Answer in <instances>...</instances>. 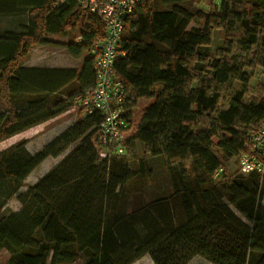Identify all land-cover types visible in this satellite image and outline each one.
I'll list each match as a JSON object with an SVG mask.
<instances>
[{"label":"trees","instance_id":"1","mask_svg":"<svg viewBox=\"0 0 264 264\" xmlns=\"http://www.w3.org/2000/svg\"><path fill=\"white\" fill-rule=\"evenodd\" d=\"M13 1L27 12L30 28L0 37L12 45L0 63V99L8 107L0 114V140L58 116L72 92L83 94L93 84L92 55L78 71L24 67L18 61L30 46L53 44L47 33L61 35L79 25L81 41L64 45L79 58L103 34L99 19L78 0ZM189 1L156 0L168 9H157L152 0L138 6L125 21L124 54L114 65L127 90L125 143L139 142L163 158L169 195L127 214L107 206L127 181L149 178L152 169L141 160L133 171L124 156L99 163L89 131L101 117L85 115L35 154L25 144L0 153V181L11 180L16 192L46 158L77 142L28 188L32 209L0 221V251L10 254L6 264H131L145 254L154 264H186L196 255L212 264H264V174H241L249 179L238 181L224 170V161L243 150L264 117V97L244 101L251 80L245 69H264V0H220L208 12L183 6ZM195 20L201 27H190ZM214 30L223 45L210 57L201 50L211 46ZM72 83L75 89L63 94L69 99L53 101ZM26 94L35 97L21 111L14 98ZM139 98L152 102L133 116ZM49 102L51 111L39 115ZM21 215L26 229L13 227L21 225Z\"/></svg>","mask_w":264,"mask_h":264},{"label":"rangeland","instance_id":"2","mask_svg":"<svg viewBox=\"0 0 264 264\" xmlns=\"http://www.w3.org/2000/svg\"><path fill=\"white\" fill-rule=\"evenodd\" d=\"M157 9H168L170 6H162L156 3V0H152ZM215 4H219L218 0H191L183 6L188 7L192 11L202 10L205 12L211 11L214 9ZM197 26L201 27V22L195 20L192 21L190 27ZM30 28V22L28 19L27 12L21 8L15 7L13 0H0V37L3 33H13L20 34L25 33ZM80 26L78 25L74 30H67L64 34L53 35L50 33L46 34V39L52 41L53 44H40L38 42L32 44L27 52V55L22 57L18 63L22 64L24 67L28 65H48L51 67L57 68H74L77 71L81 69V61L78 58L72 57L64 47V45L71 42H76L79 37ZM55 41V42H54ZM223 45L222 34L219 30H214L212 44L208 48H203L201 51L208 53L210 57L214 56L218 49ZM12 48L11 44L0 41V63L3 55ZM92 56L93 53L90 51ZM245 71L250 74V90L245 95V100L255 99L256 101L264 97V69L257 67L255 69L246 68ZM75 89V84H70L65 86L57 95H55L54 100L62 101L67 96L63 94L69 93V89ZM74 97L77 93L73 94ZM67 95V94H66ZM63 96V97H62ZM35 97L33 94H26L22 96H17L14 98V102L17 109L23 111L25 109V101ZM51 101V98L49 99ZM152 102L151 99L139 98L134 107L131 108V113L133 116L138 115L147 105ZM69 106L65 109H61L62 112L54 118H50L47 121H44L30 129H27L19 134L11 136L0 140V153L10 154L15 151V148L20 144H25V147L31 151L32 154L37 153L41 150L44 145L52 141V139L60 131L66 128L69 123L75 118L80 120L82 118L81 110L74 105L72 100L69 101ZM66 105L60 104L59 107ZM53 106L52 102H49L48 105L40 108L38 114H44L48 111H51ZM223 108H227V104L223 103ZM8 109L5 102L0 99V114H3ZM79 117V118H78ZM75 123V122H74ZM92 134L91 141H93V132L89 131ZM77 143V142H76ZM76 143L70 145L67 149L63 151L57 157H48L42 163H40L24 180L21 187L14 192V183L11 180H1L0 181V221L6 222L14 213H18L22 208L31 210L33 207V201L28 196L27 190L30 186L35 184L38 179H40L45 173L52 169L57 163H59L73 147L76 146ZM93 143V142H92ZM94 145V144H93ZM96 160L99 163L103 162V159H110L113 156H124V159L127 160L129 167L133 171H138L139 163L141 160H147L149 167L152 169V174L149 178L134 176L123 185V189H120V192L117 197V201H112L108 204L111 207L114 205L115 211L123 214L129 213L135 206L147 205L150 206L155 203L160 197L164 195H169L171 191L170 177L167 172L164 160L161 156H151L146 152L144 146L135 142L133 145H125V153L118 155H108L105 150L99 146L94 145ZM219 154V153H218ZM73 156V155H70ZM77 156V155H74ZM74 158L71 157V162H74ZM224 170L225 174L228 177L234 178L238 181H246L249 179V176H243L238 173L237 166L234 159H229L224 161ZM221 176V175H220ZM220 178V177H219ZM219 180V179H218ZM217 180V181H218ZM264 192V191H263ZM261 204L264 206V193ZM233 209V208H232ZM234 212L235 209H233ZM237 213V212H236ZM24 216L21 215L20 223L13 222V227L16 229H26L28 224L23 222ZM39 236V233L37 232ZM10 254L7 250L0 251V264H6ZM82 262L86 261V257L82 255ZM67 264H77L67 263ZM131 264H154L152 258L149 254H145L141 258L137 259Z\"/></svg>","mask_w":264,"mask_h":264},{"label":"built area","instance_id":"3","mask_svg":"<svg viewBox=\"0 0 264 264\" xmlns=\"http://www.w3.org/2000/svg\"><path fill=\"white\" fill-rule=\"evenodd\" d=\"M148 0H78V7L95 15L103 34L95 39L93 53L94 80L83 94L75 96L74 105L85 115L99 114L101 120L93 126V144L108 155L125 153V136L129 123L125 108L127 90L115 72V62L121 50L125 21L136 8ZM220 1V0H218ZM235 160L238 173L264 174V117L249 133L247 143ZM223 169H218V178Z\"/></svg>","mask_w":264,"mask_h":264},{"label":"crops","instance_id":"4","mask_svg":"<svg viewBox=\"0 0 264 264\" xmlns=\"http://www.w3.org/2000/svg\"><path fill=\"white\" fill-rule=\"evenodd\" d=\"M81 41V38L80 36L77 38L76 40V43L77 42H80ZM55 42V41H54ZM91 54V52H83V54L78 58L80 61H81V69H82V66H83V63L85 61V59L87 57H89ZM23 66V65H22ZM28 67H47V68H57V67H51V66H48V65H44V66H41V65H37V64H34V65H28ZM80 69V70H81ZM70 100H72V102L74 101L75 97L71 96L69 97ZM69 98H66V99H69ZM82 114V116L84 117L85 114H83V112H80ZM77 117H75L68 125L66 128H64L62 131H60L57 135H55V137H57L59 134H61L62 132H64L65 130H67L70 126H72V124L75 122ZM79 118V117H78ZM54 137V138H55ZM45 146V145H44ZM27 149V147H25ZM30 153L31 151L29 149H27ZM236 213V212H235ZM186 264H212L211 262H209L208 260L204 259L203 257L199 256V255H196V256H193Z\"/></svg>","mask_w":264,"mask_h":264}]
</instances>
